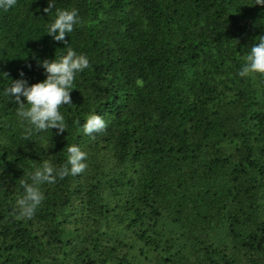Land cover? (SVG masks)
I'll return each instance as SVG.
<instances>
[{
    "label": "trees",
    "instance_id": "obj_1",
    "mask_svg": "<svg viewBox=\"0 0 264 264\" xmlns=\"http://www.w3.org/2000/svg\"><path fill=\"white\" fill-rule=\"evenodd\" d=\"M48 3L0 9V264H264V75L239 76L264 5ZM73 8L81 22L55 41L56 9ZM67 46L90 63L60 108L67 128L26 140L4 90L43 82L42 62ZM91 114L107 127L90 136ZM68 145L85 171L42 184L35 215L19 218L20 181L45 161L58 169Z\"/></svg>",
    "mask_w": 264,
    "mask_h": 264
},
{
    "label": "clouds",
    "instance_id": "obj_2",
    "mask_svg": "<svg viewBox=\"0 0 264 264\" xmlns=\"http://www.w3.org/2000/svg\"><path fill=\"white\" fill-rule=\"evenodd\" d=\"M17 0H0V9L5 11L14 7ZM256 4L264 5V0H256ZM55 7V0H49L48 7L44 9L49 13ZM77 9H56L54 22L47 27V34L55 41L68 44L65 36L73 32L74 25L80 23ZM47 76L43 82L28 86L23 79L15 80L4 92L13 98L17 106V115L22 122H26L24 138L31 137L33 131L42 132L57 129V134L65 132L67 125L60 108L64 105H72L70 92L73 89L74 80L78 72L90 67L89 59L84 54H77L70 46H67L66 54H61L55 59L42 62ZM259 73L264 75V36L259 42L251 47L246 57V63L239 71L240 77ZM23 77L24 73H20ZM21 97L25 98L24 101ZM26 101V102H25ZM104 118L98 114L88 115L83 124V132L87 135L99 133L106 130ZM66 162L58 169L54 168L48 161L42 166L34 168L28 174V180H21L20 184L24 194L17 200L19 218L31 219L37 208L44 201V193L40 186L44 183L54 184L57 178L63 180L65 177L76 176L83 173L87 168L84 162L87 154L76 145L66 146Z\"/></svg>",
    "mask_w": 264,
    "mask_h": 264
}]
</instances>
